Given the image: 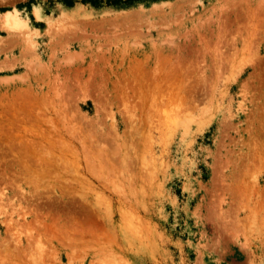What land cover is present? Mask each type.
I'll list each match as a JSON object with an SVG mask.
<instances>
[{"label": "rangeland", "instance_id": "374dc122", "mask_svg": "<svg viewBox=\"0 0 264 264\" xmlns=\"http://www.w3.org/2000/svg\"><path fill=\"white\" fill-rule=\"evenodd\" d=\"M112 1L0 0V264H264V0Z\"/></svg>", "mask_w": 264, "mask_h": 264}, {"label": "bare ground", "instance_id": "6f19581e", "mask_svg": "<svg viewBox=\"0 0 264 264\" xmlns=\"http://www.w3.org/2000/svg\"><path fill=\"white\" fill-rule=\"evenodd\" d=\"M6 21H5V24L11 28H15L19 25H22L23 23L16 18V16H14L13 14H11L10 12L6 13ZM26 24V23H25ZM235 49V48H234ZM157 79V78H156ZM152 88V87H151ZM33 133V132H32ZM19 142V141H18ZM28 143V142H27ZM34 146V145H33ZM62 159V158H61ZM85 160V159H84ZM73 165V164H72ZM92 165V163H91ZM89 166V165H88ZM44 170V169H43ZM83 170V169H82ZM78 173V172H77ZM86 179V178H85ZM49 180V179H47ZM45 225V224H44ZM47 226V224H46ZM57 232V231H56ZM83 233V232H82Z\"/></svg>", "mask_w": 264, "mask_h": 264}, {"label": "trees", "instance_id": "16d2710c", "mask_svg": "<svg viewBox=\"0 0 264 264\" xmlns=\"http://www.w3.org/2000/svg\"><path fill=\"white\" fill-rule=\"evenodd\" d=\"M67 5H72V2L71 0H63ZM85 1H88V0H85ZM91 3L93 4H97L98 0H89ZM122 0H115V1H112L113 3L117 4L119 2H121Z\"/></svg>", "mask_w": 264, "mask_h": 264}]
</instances>
